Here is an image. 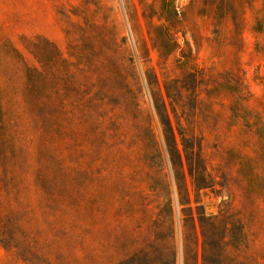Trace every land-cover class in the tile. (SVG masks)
<instances>
[{"label": "rangeland", "instance_id": "rangeland-1", "mask_svg": "<svg viewBox=\"0 0 264 264\" xmlns=\"http://www.w3.org/2000/svg\"><path fill=\"white\" fill-rule=\"evenodd\" d=\"M0 264H264V0H0Z\"/></svg>", "mask_w": 264, "mask_h": 264}, {"label": "trees", "instance_id": "trees-1", "mask_svg": "<svg viewBox=\"0 0 264 264\" xmlns=\"http://www.w3.org/2000/svg\"><path fill=\"white\" fill-rule=\"evenodd\" d=\"M3 123H4L3 112L0 109V132L3 130Z\"/></svg>", "mask_w": 264, "mask_h": 264}]
</instances>
